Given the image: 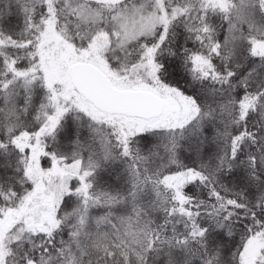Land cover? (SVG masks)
Wrapping results in <instances>:
<instances>
[{
	"label": "snow or ice",
	"instance_id": "1",
	"mask_svg": "<svg viewBox=\"0 0 264 264\" xmlns=\"http://www.w3.org/2000/svg\"><path fill=\"white\" fill-rule=\"evenodd\" d=\"M0 264H264V0H0Z\"/></svg>",
	"mask_w": 264,
	"mask_h": 264
}]
</instances>
